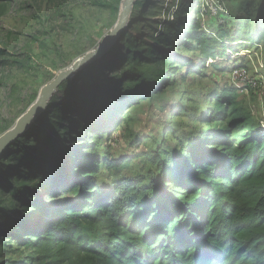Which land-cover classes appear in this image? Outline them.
I'll use <instances>...</instances> for the list:
<instances>
[{"label": "trees", "instance_id": "obj_1", "mask_svg": "<svg viewBox=\"0 0 264 264\" xmlns=\"http://www.w3.org/2000/svg\"><path fill=\"white\" fill-rule=\"evenodd\" d=\"M155 1L137 0L133 9L154 12ZM205 4L171 0L172 19L156 35L143 40L138 28L128 32L126 56L114 67L99 64L112 75L99 86L90 116L59 141V149L33 153L35 147L24 144L46 112L5 151L0 264L30 263L2 259L11 245L43 247L42 256H27L31 264L45 256L51 264H264V121L239 105L240 86L214 85L203 105L180 106L198 129L175 136L174 148L167 145L169 134L154 137L136 157L153 169L120 176L131 167L134 150L116 158L103 155L113 128L130 120H123L126 106L151 100L169 85L166 70L152 76L142 63L197 75H206L209 67L224 75L229 70L230 80L233 68L246 66L241 52L264 43V0H250L248 16L217 32L202 22ZM5 54L0 48V63ZM118 67L122 79L108 96ZM99 104L105 108L100 115ZM135 136L131 132L128 143ZM8 154L14 158L7 160Z\"/></svg>", "mask_w": 264, "mask_h": 264}, {"label": "rangeland", "instance_id": "obj_2", "mask_svg": "<svg viewBox=\"0 0 264 264\" xmlns=\"http://www.w3.org/2000/svg\"><path fill=\"white\" fill-rule=\"evenodd\" d=\"M123 1H0V48L6 53L0 63L6 64V67L0 66V135L13 126L44 84L61 69L70 65L74 57L94 50L102 39L111 33L123 10ZM205 1L202 22L216 32L226 28L235 18H245L253 10L247 4L250 0ZM170 2L171 0L155 1L154 12L149 10L142 13L140 8L133 9L132 13L134 11L135 16L131 17V13L124 30L106 43L91 62L81 67L71 79L66 80L68 82L63 88L60 87L64 83L59 87L44 112L47 113L42 123L30 134L27 141L24 140V144L29 143L35 147L33 153L41 151L49 153L53 148L59 149V141L69 132L77 130L85 116H90L89 106L98 98L95 94L101 90L99 86L101 84L103 86L106 78L112 75V69L105 75L99 64L106 61L107 66L114 67L116 62L126 56L124 37L128 32H134L138 28L141 31L139 37L143 40L145 36L156 35V30L163 28L164 20L172 19L168 13ZM150 12L156 15L151 16ZM193 54L188 53L189 56ZM241 54V61L247 66L250 76L264 80V43L252 51H242ZM221 64L227 65V62L221 61ZM169 66L167 64L154 66L147 62L140 66L142 70H148L152 76L166 70L165 72L171 75L170 82L164 91L155 95L153 99L144 97L138 104L126 106L123 120L126 123L130 118L129 122L113 128L110 143L105 147L103 155L116 158L124 151L134 150L131 153L133 158L131 167L120 171L118 174L120 176L140 172L144 167L146 170L153 169L154 166L145 162L144 157H136L147 151L154 137L161 139L164 133L169 134L167 145L174 148L177 142L175 136L182 137L189 131L196 132L198 129L187 112L178 111L180 106L203 105L208 89L230 82L227 77L229 70L227 75H224L222 71L209 67L206 75H197L189 74L185 68L168 70ZM117 72L119 75L120 67ZM120 77L119 75L111 81L108 96L115 94L111 89L119 85L117 82L122 79ZM238 103L246 112L264 121V94L261 93L260 83L257 87L239 91ZM96 109L100 115L105 108L102 110L99 104ZM173 128L177 130L176 135ZM131 132L136 135L133 137L136 140L133 144L127 141ZM140 141L141 144L137 145ZM6 157L7 160L14 158L9 154ZM43 254V247L22 248L11 245L7 246L2 259H25L31 264L27 256ZM35 260L38 264H51L46 256Z\"/></svg>", "mask_w": 264, "mask_h": 264}, {"label": "water", "instance_id": "obj_3", "mask_svg": "<svg viewBox=\"0 0 264 264\" xmlns=\"http://www.w3.org/2000/svg\"><path fill=\"white\" fill-rule=\"evenodd\" d=\"M134 1H123V10L119 15L116 27L109 35L102 39L101 43L94 50L84 54L81 53L74 57L70 65L61 69L48 83L39 89L37 95L30 100V103H28L27 107L18 116L13 126L7 128L0 135V158L17 139L23 136L39 120L49 107L50 100L59 87L66 80L71 79L81 67L91 62L106 43L114 39L124 30L132 13Z\"/></svg>", "mask_w": 264, "mask_h": 264}, {"label": "built area", "instance_id": "obj_4", "mask_svg": "<svg viewBox=\"0 0 264 264\" xmlns=\"http://www.w3.org/2000/svg\"><path fill=\"white\" fill-rule=\"evenodd\" d=\"M230 81L240 86V91L257 87L260 83L261 93L264 94V80L250 76L247 66L233 68L230 72Z\"/></svg>", "mask_w": 264, "mask_h": 264}]
</instances>
